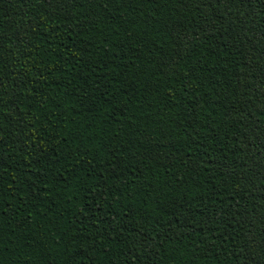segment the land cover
Instances as JSON below:
<instances>
[{
	"label": "trees",
	"instance_id": "1",
	"mask_svg": "<svg viewBox=\"0 0 264 264\" xmlns=\"http://www.w3.org/2000/svg\"><path fill=\"white\" fill-rule=\"evenodd\" d=\"M0 264H264V0H0Z\"/></svg>",
	"mask_w": 264,
	"mask_h": 264
}]
</instances>
